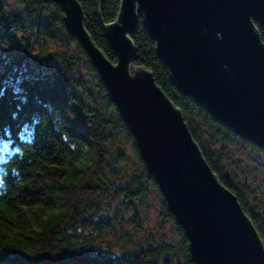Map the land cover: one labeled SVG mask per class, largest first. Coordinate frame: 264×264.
Returning a JSON list of instances; mask_svg holds the SVG:
<instances>
[{"label":"trees","instance_id":"1","mask_svg":"<svg viewBox=\"0 0 264 264\" xmlns=\"http://www.w3.org/2000/svg\"><path fill=\"white\" fill-rule=\"evenodd\" d=\"M6 1L0 0V49L20 34L23 50L7 72L0 71V264H195L185 232L148 174L132 133L80 42L67 31L61 4L56 0ZM77 1L92 41L116 63V52L104 36L103 25L116 19L121 0ZM254 25L264 44V26L256 20ZM57 36L76 46V52L55 53L53 60L61 65L49 71L43 68L49 54L41 48L39 70L29 69L26 56L33 42ZM130 37L135 46L133 65L152 72L154 81L180 111L217 179L236 196L264 245V207L247 204L231 165H225V153L213 148L217 138L261 147L214 120L203 105L172 82L142 18ZM82 62L89 71L88 80L75 73ZM121 135L140 167L120 184L115 179L124 160ZM146 184L157 189L161 216L176 230L178 242L150 237L119 251L103 246L107 228L103 211L121 196L127 203L141 200Z\"/></svg>","mask_w":264,"mask_h":264},{"label":"water","instance_id":"2","mask_svg":"<svg viewBox=\"0 0 264 264\" xmlns=\"http://www.w3.org/2000/svg\"><path fill=\"white\" fill-rule=\"evenodd\" d=\"M56 1L184 230L192 261L264 264V245L236 196L217 179L152 72L133 65L130 37L142 18L172 82L264 149V44L254 25L264 26V0H121L116 19L103 25L116 63L92 41L79 2Z\"/></svg>","mask_w":264,"mask_h":264},{"label":"rangeland","instance_id":"3","mask_svg":"<svg viewBox=\"0 0 264 264\" xmlns=\"http://www.w3.org/2000/svg\"><path fill=\"white\" fill-rule=\"evenodd\" d=\"M10 1L7 0L6 3ZM22 46L23 39L20 34H16L11 43L0 49L1 72L8 71L14 58L22 52ZM41 48L49 54L47 65L43 67L49 71L52 67L61 65L60 61L53 60L55 53L76 52V46H69L60 36L56 39H43L41 43L33 42L26 56L29 69L31 66L33 71L39 70L37 56ZM75 73L81 75L82 78L90 79L84 62L80 64L79 70H75ZM206 130L209 131L207 128ZM119 138V146L124 151V160L117 167L119 177L115 181L121 184L129 180V173L138 171L140 164L125 137L121 135ZM213 148H220L225 153L227 157L225 165H231L230 170L235 180L242 185L247 204L254 208L264 207V149L258 150L246 144L227 143L220 138H217ZM244 176L245 179H243ZM161 210L157 189L150 184H146V193L141 200L134 199L132 203H127L122 196L113 199L110 206L102 213L104 218L106 217L107 228L104 234L105 241L101 244L119 251L121 247L150 237L156 240L166 238L178 242L179 237L176 230L167 219L161 216Z\"/></svg>","mask_w":264,"mask_h":264},{"label":"snow or ice","instance_id":"4","mask_svg":"<svg viewBox=\"0 0 264 264\" xmlns=\"http://www.w3.org/2000/svg\"><path fill=\"white\" fill-rule=\"evenodd\" d=\"M3 145V142L2 141H0V146H2Z\"/></svg>","mask_w":264,"mask_h":264},{"label":"flooded vegetation","instance_id":"5","mask_svg":"<svg viewBox=\"0 0 264 264\" xmlns=\"http://www.w3.org/2000/svg\"><path fill=\"white\" fill-rule=\"evenodd\" d=\"M256 229V228H255ZM256 231H257V229H256ZM258 232V231H257ZM258 234H259V232H258Z\"/></svg>","mask_w":264,"mask_h":264}]
</instances>
